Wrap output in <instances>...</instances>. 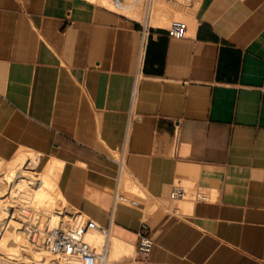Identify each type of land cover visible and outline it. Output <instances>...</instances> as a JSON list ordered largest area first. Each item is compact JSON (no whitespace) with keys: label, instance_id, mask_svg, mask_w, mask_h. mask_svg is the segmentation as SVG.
I'll list each match as a JSON object with an SVG mask.
<instances>
[{"label":"crops","instance_id":"crops-1","mask_svg":"<svg viewBox=\"0 0 264 264\" xmlns=\"http://www.w3.org/2000/svg\"><path fill=\"white\" fill-rule=\"evenodd\" d=\"M167 7L184 35L152 26L135 77L133 19L0 0V160L58 162L61 197L108 230L115 264H264V0ZM175 183L189 200L168 199Z\"/></svg>","mask_w":264,"mask_h":264},{"label":"bare ground","instance_id":"bare-ground-1","mask_svg":"<svg viewBox=\"0 0 264 264\" xmlns=\"http://www.w3.org/2000/svg\"><path fill=\"white\" fill-rule=\"evenodd\" d=\"M99 1H102L101 3L103 4H108L110 7V4L107 0ZM127 1L129 0H125L124 2L126 3ZM196 1L197 0H184L183 6L186 4L185 8L190 10L193 3ZM131 2L127 3L130 5ZM154 5L155 7H159L152 11L149 25L151 27H161L166 21L168 22V11L171 9L159 1H156ZM183 8L184 7H182V9ZM139 10L140 8L138 6H134L123 12V14L129 16L130 18H135L137 15H139ZM180 10L178 9L176 11ZM177 19L179 20V18H176V20ZM38 165L39 160L37 155L27 150H21L17 152V154L10 161L0 162V256L6 257L8 260V262H5V264H47V255L41 246L39 244H35L33 246L27 244L24 239V235L18 230L17 221H8L5 219L7 211L11 210L12 205L16 201L23 205V208L20 209L15 205L13 209L15 213L17 212L16 215L19 214V210L20 212H25L29 206H33V213L37 214L38 216L47 215L46 223L49 225V227H58L63 229L68 227V224H70L68 222H71L70 217L73 213L64 210L70 207L61 197L57 187V173H59V163L49 162L40 171H36ZM93 235L92 233H87L84 235V241L90 246H92L93 243L97 241V239L92 237ZM101 239L102 238H100V240ZM109 244L114 250H120V253H123L124 250L122 248L125 244L116 241L113 238L110 239ZM107 247L108 246L106 243V261L108 264H111L108 261L118 258L119 256L117 255L120 253L116 254L117 257L113 255L115 254L114 252L113 254L107 255Z\"/></svg>","mask_w":264,"mask_h":264},{"label":"built area","instance_id":"built-area-1","mask_svg":"<svg viewBox=\"0 0 264 264\" xmlns=\"http://www.w3.org/2000/svg\"><path fill=\"white\" fill-rule=\"evenodd\" d=\"M110 4L113 13L123 16V12L129 8L139 5L140 16L135 24L138 27L139 43H138V58L137 71L135 77L140 74L143 63L144 53L149 38L152 37V28L149 25L150 16L156 1L165 3L167 6L174 9L183 8L184 0H132L130 5L125 3V0H107ZM188 9V8H187ZM182 10V9H181ZM184 24L180 21L172 20L162 30L166 38L178 40L184 35ZM122 156L116 160V164L120 167ZM188 194V188L181 183L172 185L168 199L177 201L184 199ZM193 200L199 199V196L192 195ZM13 207L7 211L6 220L17 221L18 230L24 235L27 244L33 246L39 244L45 251L47 264H108L106 261V241L108 238V230L100 229L93 221L85 216L75 213L71 216V222L66 228L49 227L47 223H39L32 220L30 214L20 212L16 215ZM21 217H20V216ZM97 232L102 236V244L99 250L90 246L84 241V235L87 233ZM152 239L145 236H138L135 246L134 257L140 261L147 258ZM1 264H5L4 260H0ZM111 264H115L112 262Z\"/></svg>","mask_w":264,"mask_h":264},{"label":"rangeland","instance_id":"rangeland-1","mask_svg":"<svg viewBox=\"0 0 264 264\" xmlns=\"http://www.w3.org/2000/svg\"><path fill=\"white\" fill-rule=\"evenodd\" d=\"M88 1H91V2H94V3H96V4H98V5H100V6H103L104 8H106L107 10H111V7H109V5L108 4H103V3H101L99 0V2L101 3H99L97 0H88ZM198 1V0H197ZM197 1L195 2V3H193V5H192V7L197 3ZM127 2H131V0H129V1H127ZM126 2V3H127ZM138 7H139V5H137ZM137 6H135V7H137ZM157 6V5H156ZM185 6H186V4H185ZM157 7H159V6H157ZM157 7H155V5H154V9L153 10H155ZM140 8V7H139ZM138 9V8H137ZM185 10L187 11V8H185ZM185 10H183L184 12H185ZM124 16H126L125 14H123ZM139 16H140V10H139V15H137V17H135V18H130L129 16H126L127 18H129V19H133V20H135V21H138V19H139ZM170 17V18H169ZM169 17L167 18V20H168V22H169V20L170 21H172V20H176V16H170L169 15ZM171 17H172V19H171ZM137 18V19H136ZM176 21H179L178 19L176 20ZM167 21H166V23H168ZM180 22H182V21H180ZM37 171V170H36ZM39 171V170H38ZM189 196H187V197H185L184 199H186V200H189ZM17 202V201H16ZM14 203L13 205H12V207L14 208L15 207V205L16 206H18V208L20 209V208H23L22 206V204L20 203V202H17V203ZM33 206H29V208H27V212L30 214V217L32 218V220H35L36 222H39V223H43V222H45L46 223V220H47V215H44V216H38L37 214H35V213H33V208H32ZM64 210H67V212L69 211V212H71V213H73V214H75V212H74V210H72L71 208H66V209H64ZM20 211V210H19ZM32 213H31V212ZM72 214V215H73ZM71 215V216H72ZM70 217V216H69ZM71 218V217H70ZM68 223H70V222H68ZM49 226V225H48ZM91 234V233H90ZM95 236H94V235ZM92 237L93 238H95V239H97V241L96 242H94L93 243V245L92 246H96L95 248H96V250H99V248L101 247V244H102V242H101V240H103V239H101L100 240V238H102V236L100 237V235H98V234H96V233H94V232H92ZM0 260H4L5 262H8V260L6 259V257H2V256H0ZM118 260V258H115V259H111V260H109L108 262L109 263H112V262H114V261H117ZM111 261V262H110ZM1 264V263H0Z\"/></svg>","mask_w":264,"mask_h":264}]
</instances>
